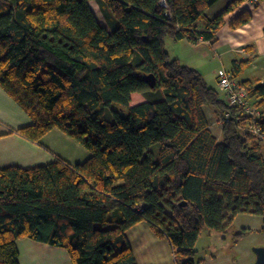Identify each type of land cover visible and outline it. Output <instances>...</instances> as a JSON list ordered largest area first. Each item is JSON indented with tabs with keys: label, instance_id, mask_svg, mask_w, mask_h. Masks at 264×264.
I'll use <instances>...</instances> for the list:
<instances>
[{
	"label": "trees",
	"instance_id": "obj_1",
	"mask_svg": "<svg viewBox=\"0 0 264 264\" xmlns=\"http://www.w3.org/2000/svg\"><path fill=\"white\" fill-rule=\"evenodd\" d=\"M94 1L110 29L89 0H0V86L33 121L10 132L40 145L57 128L90 152L77 164L0 167V263L20 264L16 241L27 237L64 248L72 264H137L126 232L146 222L174 264H196L202 228L225 232L240 213L264 225V138L250 129L264 134V82L242 81L260 116L238 115L197 69L169 57L165 39L214 40L244 0L212 18L218 0ZM250 19L244 10L229 26ZM248 62L234 61L232 74ZM205 105L220 112V139Z\"/></svg>",
	"mask_w": 264,
	"mask_h": 264
},
{
	"label": "crops",
	"instance_id": "obj_2",
	"mask_svg": "<svg viewBox=\"0 0 264 264\" xmlns=\"http://www.w3.org/2000/svg\"><path fill=\"white\" fill-rule=\"evenodd\" d=\"M231 1L218 0L206 11L207 17H214ZM244 10H249L251 13L249 22L240 27H230L229 23ZM188 42L195 47L200 44H206L218 51V55L226 54L232 61L230 71L234 61L249 60L236 78L240 81H247L252 85L264 82V0H244L237 8L226 15L225 23L216 31L214 40H200L197 43ZM215 77L217 83V76ZM211 87L217 89L220 98L224 100V95L220 91L218 83L216 86ZM209 106L211 105L204 106L208 122L207 113L220 117L219 110L214 106ZM32 122V119L24 109L0 86V167L20 166L29 168L52 162L57 157L70 164H77L89 158L90 152L85 147L57 128L46 133L41 138L40 145L16 132H10L11 130L28 126ZM126 236L133 249L137 264L139 262L136 256V248L131 239L136 240L139 249L142 251L149 252V245L155 253H161L159 252L161 246L167 245L173 251L170 243L166 239L156 236L146 222H140L128 229ZM16 243L19 249L20 264L30 263L31 258L33 262L37 260V262L39 261L42 264H70L68 254L58 249L57 246L27 237L17 239ZM21 245L28 248V255L31 258L22 259Z\"/></svg>",
	"mask_w": 264,
	"mask_h": 264
},
{
	"label": "rangeland",
	"instance_id": "obj_3",
	"mask_svg": "<svg viewBox=\"0 0 264 264\" xmlns=\"http://www.w3.org/2000/svg\"><path fill=\"white\" fill-rule=\"evenodd\" d=\"M89 5L99 24L110 29L96 1L89 0ZM165 48L171 59H178L182 64L197 69L209 86L217 85L215 76H217L219 69L229 70L232 66V61L226 54L218 55V51L206 44L195 47L187 40H174L167 37ZM160 93V91L135 92L132 95L131 104L134 105L148 100L147 98L157 97ZM115 107L113 105L112 109L117 110ZM207 114L214 135L220 139V117L211 113ZM105 116L107 119L111 118L109 108H105ZM261 144L264 152V142ZM110 217L115 218V215L110 213ZM131 240L135 245L139 264H174L175 256L168 245L161 246L159 250L161 253H155L150 245L148 246L150 248L149 252L142 251L139 249L136 240ZM255 247H264L263 219L259 215L240 213L234 217L225 232L211 231L206 227L202 228L195 243L193 259L196 264H252L256 260ZM57 248L67 253L64 248ZM28 253V248L22 246L23 260L30 257ZM149 257L155 258L150 259ZM31 259L30 263L25 262V264H42L37 260L33 262V259ZM69 263L72 264L70 260Z\"/></svg>",
	"mask_w": 264,
	"mask_h": 264
},
{
	"label": "built area",
	"instance_id": "obj_4",
	"mask_svg": "<svg viewBox=\"0 0 264 264\" xmlns=\"http://www.w3.org/2000/svg\"><path fill=\"white\" fill-rule=\"evenodd\" d=\"M217 83L220 91L224 95L226 104L236 108L238 115L246 114L252 118H258L260 116V109L254 104L249 89L230 70L219 69L217 71ZM224 117V120H227L229 118V112H225ZM250 129L259 139L264 138V134L261 132L259 125L253 124Z\"/></svg>",
	"mask_w": 264,
	"mask_h": 264
},
{
	"label": "water",
	"instance_id": "obj_5",
	"mask_svg": "<svg viewBox=\"0 0 264 264\" xmlns=\"http://www.w3.org/2000/svg\"><path fill=\"white\" fill-rule=\"evenodd\" d=\"M143 79L149 82L150 86L155 85V76L153 74H146ZM256 260L252 264H264V247H255Z\"/></svg>",
	"mask_w": 264,
	"mask_h": 264
}]
</instances>
